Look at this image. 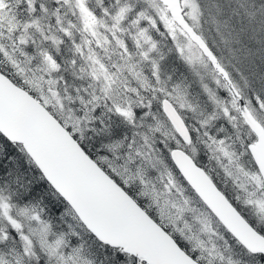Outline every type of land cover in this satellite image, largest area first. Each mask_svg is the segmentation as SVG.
<instances>
[{"label": "snow or ice", "instance_id": "6c2138e0", "mask_svg": "<svg viewBox=\"0 0 264 264\" xmlns=\"http://www.w3.org/2000/svg\"><path fill=\"white\" fill-rule=\"evenodd\" d=\"M0 264H264V0H0Z\"/></svg>", "mask_w": 264, "mask_h": 264}]
</instances>
